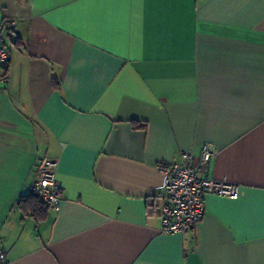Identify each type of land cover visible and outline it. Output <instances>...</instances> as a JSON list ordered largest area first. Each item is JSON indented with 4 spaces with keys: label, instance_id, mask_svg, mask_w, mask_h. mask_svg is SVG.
Masks as SVG:
<instances>
[{
    "label": "crops",
    "instance_id": "obj_1",
    "mask_svg": "<svg viewBox=\"0 0 264 264\" xmlns=\"http://www.w3.org/2000/svg\"><path fill=\"white\" fill-rule=\"evenodd\" d=\"M0 29L3 264H264V0H0ZM208 142L237 197L161 234L163 168Z\"/></svg>",
    "mask_w": 264,
    "mask_h": 264
},
{
    "label": "built area",
    "instance_id": "obj_2",
    "mask_svg": "<svg viewBox=\"0 0 264 264\" xmlns=\"http://www.w3.org/2000/svg\"><path fill=\"white\" fill-rule=\"evenodd\" d=\"M13 25V22L11 23ZM9 62V52L2 40L0 29V86L6 83L3 70ZM218 149L213 143L203 144L196 166L192 164L191 151L181 153L179 161H171L163 168L164 181L155 193L161 234L183 233L192 228L204 214V197L213 193L234 199L238 195L236 180L211 179L198 175L207 170L211 158ZM57 162L42 158L35 171V180L30 185V193L50 209H56L61 200V187L56 179ZM6 260L0 248V264Z\"/></svg>",
    "mask_w": 264,
    "mask_h": 264
},
{
    "label": "trees",
    "instance_id": "obj_3",
    "mask_svg": "<svg viewBox=\"0 0 264 264\" xmlns=\"http://www.w3.org/2000/svg\"><path fill=\"white\" fill-rule=\"evenodd\" d=\"M53 84H54L55 88L58 87V83H57L56 79H53ZM27 196H28V199L31 201L29 203H33V204L35 202L38 203V205L35 206L36 209L42 210L45 208L44 207L45 204H43L37 197L33 196L31 193H29Z\"/></svg>",
    "mask_w": 264,
    "mask_h": 264
}]
</instances>
